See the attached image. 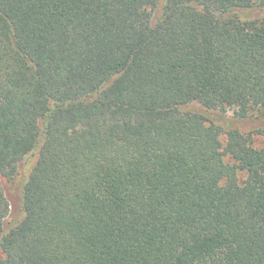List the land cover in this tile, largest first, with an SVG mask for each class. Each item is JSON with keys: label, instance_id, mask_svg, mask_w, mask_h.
<instances>
[{"label": "trees", "instance_id": "1", "mask_svg": "<svg viewBox=\"0 0 264 264\" xmlns=\"http://www.w3.org/2000/svg\"><path fill=\"white\" fill-rule=\"evenodd\" d=\"M246 121L264 0H0V264H264Z\"/></svg>", "mask_w": 264, "mask_h": 264}, {"label": "rangeland", "instance_id": "2", "mask_svg": "<svg viewBox=\"0 0 264 264\" xmlns=\"http://www.w3.org/2000/svg\"><path fill=\"white\" fill-rule=\"evenodd\" d=\"M224 112L227 114V116H233L234 112L233 110H231V108H228L226 107L224 109ZM264 129V126L261 124V127H260V123H252L250 121H246L244 122L242 125H241V130L245 133H248L250 131H252L253 129ZM221 141L223 144L226 143V135H221ZM253 141H254V145L255 147L257 148H260V147H263L264 146V134H261V135H254L253 136ZM242 178V177H241ZM22 178H19L18 181H20ZM0 180L1 182L3 183V185L5 186V188L7 187V184H6V181L0 176Z\"/></svg>", "mask_w": 264, "mask_h": 264}]
</instances>
